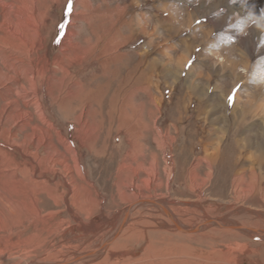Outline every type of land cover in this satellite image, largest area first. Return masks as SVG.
I'll return each instance as SVG.
<instances>
[{
  "label": "rangeland",
  "instance_id": "rangeland-1",
  "mask_svg": "<svg viewBox=\"0 0 264 264\" xmlns=\"http://www.w3.org/2000/svg\"><path fill=\"white\" fill-rule=\"evenodd\" d=\"M26 1L0 5V264L96 250L129 206L72 264H264V233L141 203L264 231V0Z\"/></svg>",
  "mask_w": 264,
  "mask_h": 264
},
{
  "label": "bare ground",
  "instance_id": "bare-ground-1",
  "mask_svg": "<svg viewBox=\"0 0 264 264\" xmlns=\"http://www.w3.org/2000/svg\"><path fill=\"white\" fill-rule=\"evenodd\" d=\"M27 3H30V0L26 1ZM3 2L2 0H0V5L2 6ZM26 4V3H25ZM4 16V15H3ZM32 18V17H31ZM2 24V23H1ZM17 24V23H16ZM2 27V25H1ZM14 27V26H13ZM1 29V28H0ZM16 31V30H15ZM19 31V30H18ZM11 33V32H10ZM5 35H1L0 36V40H4L5 37L9 36L8 35V32L7 33H4ZM114 38L113 36H111L108 40L105 41V43H103L105 46L102 49L101 53L104 54L106 52V50H108L110 52V50L112 49L111 46H115L117 47L118 45H120L121 43H117V41H115V39H112ZM11 39L12 40H9L6 38L7 41H10V42H6L7 45H11L12 47V50L14 51V54L17 55V59L19 62H21L20 60H22L23 58H26L28 61L29 64L32 63V59H31V54L33 52V49L31 47H28L26 46L21 40V38L18 36H11ZM98 39V38H97ZM96 42V41H95ZM5 46V45H3ZM7 47V46H6ZM92 45H88L87 47H85L83 50H84V53L86 54H89L93 49H92ZM111 48V49H110ZM5 54V53H4ZM14 56V55H13ZM15 57V56H14ZM35 57V56H34ZM118 57V56H117ZM119 58V57H118ZM7 59V58H6ZM3 60V59H2ZM4 61V60H3ZM2 61V62H3ZM5 63V62H4ZM7 64V62H6ZM54 65H58L56 63H54ZM59 67V66H58ZM12 68V66H11ZM14 68V67H13ZM16 68V67H15ZM17 69V68H16ZM25 69V68H23ZM15 71V70H14ZM1 72V71H0ZM33 72V71H32ZM22 73V72H21ZM31 73V72H30ZM3 74V73H1ZM5 75V74H4ZM30 75V74H29ZM144 75V74H143ZM37 76V75H36ZM37 79V78H36ZM144 79V78H143ZM142 81V80H141ZM145 81V80H144ZM37 82V81H36ZM3 85V84H2ZM39 100V99H38ZM213 107V106H212ZM210 112V111H209ZM63 113V112H62ZM216 120V119H215ZM219 130V128H218ZM220 130L222 131V129L220 128ZM224 130V129H223ZM238 142L237 141H234L233 143V146L235 145V147H238ZM26 153V152H25ZM214 153H212L213 155ZM211 159V158H210ZM143 202H147L149 204H152L154 205L155 207H158L160 210H161V213L163 214V216L169 220L172 225L171 226H174L175 230L176 231H181V232H184V233H190L188 232V230H190L191 228H194V227H197L195 228V232L199 231V229H201L202 227L206 226V225H212V226H217V227H224V228H227V229H230V230H235V231H238V232H242V233H245V234H252V235H257L256 233H264V231H261V230H258V229H254V228H247L245 226H242V225H239L237 223H222L223 220L221 219H209V218H204L202 219L199 223L197 224H194V226L192 227H187V226H181L176 220L175 218L172 216V214L169 212V210L167 209V207L164 205V203H162L161 201H155V200H149V199H144L141 201V203L143 204ZM140 203H137V205H139ZM136 205V206H137ZM135 208V206H133ZM132 206H129L126 208V210L124 211V213L122 214L121 216V220L116 228V230L114 231L115 233L113 234V236H110V238L104 242L98 249L96 250H92V251H89L88 253H81V254H77L76 256H74L73 258H71V260H63V261H58V262H51V263H42V262H30V263H27V264H72V262H81L82 260H88V259H91L93 260L94 258H96L97 256L101 255L103 252H105L106 250H108V247L110 245V242L116 238V236L123 231L125 225L127 224L128 222V219L130 217V213L132 211ZM206 222V223H205ZM169 223V222H168ZM81 224V223H80ZM143 224V223H142ZM88 228V227H87ZM193 231V232H194ZM95 234V233H94ZM139 234V233H137ZM132 235V233H131ZM134 235V234H133ZM261 236H264V234H259ZM141 236V235H140ZM115 237V238H114ZM106 240V239H105ZM139 240V239H138ZM137 240V241H138ZM112 244V243H111ZM139 246V245H138ZM82 255V258L80 257ZM131 255V254H130ZM79 256V258H77ZM130 257V256H129ZM133 257V256H132ZM131 257V258H132ZM55 261V260H54ZM89 262V261H88ZM121 262V261H120ZM115 263V262H114ZM132 263V262H131ZM88 264V263H87ZM126 264V263H125Z\"/></svg>",
  "mask_w": 264,
  "mask_h": 264
},
{
  "label": "water",
  "instance_id": "water-1",
  "mask_svg": "<svg viewBox=\"0 0 264 264\" xmlns=\"http://www.w3.org/2000/svg\"><path fill=\"white\" fill-rule=\"evenodd\" d=\"M127 211V210H126ZM206 223V222H205ZM197 227H199V226H197ZM197 227H194V228H191L190 230H188V232H193L194 230H195V228H197ZM195 232V231H194ZM243 235H245V234H243ZM246 236V235H245ZM252 239H254V238H252ZM254 240H257V239H254ZM259 240V239H258ZM81 258H82V255L80 256ZM77 258H79V256L77 257Z\"/></svg>",
  "mask_w": 264,
  "mask_h": 264
},
{
  "label": "snow or ice",
  "instance_id": "snow-or-ice-1",
  "mask_svg": "<svg viewBox=\"0 0 264 264\" xmlns=\"http://www.w3.org/2000/svg\"><path fill=\"white\" fill-rule=\"evenodd\" d=\"M232 97L229 98V100L231 101Z\"/></svg>",
  "mask_w": 264,
  "mask_h": 264
}]
</instances>
